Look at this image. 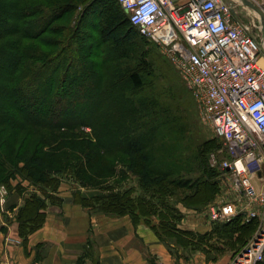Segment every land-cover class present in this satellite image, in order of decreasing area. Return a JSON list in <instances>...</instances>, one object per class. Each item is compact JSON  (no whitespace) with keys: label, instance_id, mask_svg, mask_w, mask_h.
<instances>
[{"label":"rangeland","instance_id":"374dc122","mask_svg":"<svg viewBox=\"0 0 264 264\" xmlns=\"http://www.w3.org/2000/svg\"><path fill=\"white\" fill-rule=\"evenodd\" d=\"M105 1L108 3V0H104L102 5ZM236 1H239V8L243 13V4L240 0ZM254 1L259 4L264 2V0ZM85 3L83 0H18L24 11H36V18L44 14L46 20L41 27L47 25L50 27L49 33L42 35V43L24 42L31 46L29 50L34 51L38 56L37 59L28 62L30 66L37 68L48 56L53 57L62 47H66L67 39L70 37L68 34L74 31L77 21L80 20V28L87 36L82 38L81 43L78 41V44L90 47L80 53L82 57L74 59L78 64L77 69L81 70L83 64L88 66L90 55H97L93 58L92 67L95 78L90 81H93L100 91L107 85L110 86L109 91H112L107 97L105 93L96 94V98L91 100L90 104L82 100L83 107L80 109H78L80 104L76 103L77 101L72 102L71 99H67L62 104L55 102L48 111L47 119L43 118L44 123L49 125L63 119L64 123L74 126L76 132L95 136L98 132L102 133L105 128H109L114 121L122 122L129 128L130 135L144 141L143 145L146 147L151 168L157 172L168 173L171 179L183 184L180 188H170L175 191L173 197L168 195L162 197L170 210L158 205L156 212L152 213L150 207L145 206L146 220L140 219L146 221L149 226L143 222L141 224L148 228L152 226L157 230L162 242L167 244L168 264H239L240 259L243 258V250L252 243L257 233L258 221H246V214L240 211L245 206L246 200L234 190L231 176L220 167L224 161H230L227 146L215 136L212 126L202 120L192 91L162 50L154 42L146 39H138L132 44H124L119 48L111 43H102L95 26L103 22V17L97 18V7L93 6L89 7L82 16L81 8ZM256 16L259 17L258 14ZM81 36H84L82 32L69 42L71 47L68 49L69 52L67 51L68 57H72L77 46L75 41ZM261 36L264 45V34ZM89 37L92 39L88 40ZM68 61L70 60L61 64L64 69ZM63 68L55 75L60 76L59 71L63 72ZM136 70L143 83L140 90L133 89L126 78L128 73ZM29 78L28 76L25 80ZM86 84L85 82L84 85ZM33 85L35 86L36 82ZM57 86V83L53 84L50 95ZM90 88H93L92 84L87 91ZM76 96L81 98L77 90ZM72 119L76 122L70 123ZM107 157L110 164L115 163L116 170L121 167L122 161H125V156L120 151H113ZM22 166L23 164H18L16 169H11V176L4 183H0V211L4 214L10 213L17 225L18 237L19 208L33 194L44 198L45 207L42 211L70 201L86 211H94L93 216L104 215L97 211L99 206L93 208L89 205L94 204L91 197L96 190L82 189L66 174L57 176L55 190L51 187L39 188L22 175ZM8 171L10 170L4 169L0 179ZM125 175L123 181L115 183L118 185L115 186L114 191L128 189L133 191V197L138 195L148 200L151 193L140 190L137 178L131 173L127 172ZM197 185L201 186L200 191L193 195ZM186 195L192 197L186 198ZM157 199L158 196L153 199L156 204H158ZM221 202H235L238 206V212L234 216L239 218L237 224L233 225L237 226L235 232L233 228L213 227L214 223L208 220V208ZM172 209L178 218H172L171 222L165 225L163 217L173 216L174 214L170 215ZM104 216L110 219L106 221L107 225L122 224L125 219L132 223L133 219L129 214ZM262 263L264 264V261ZM157 264L165 263L158 261Z\"/></svg>","mask_w":264,"mask_h":264},{"label":"trees","instance_id":"16d2710c","mask_svg":"<svg viewBox=\"0 0 264 264\" xmlns=\"http://www.w3.org/2000/svg\"><path fill=\"white\" fill-rule=\"evenodd\" d=\"M103 1L83 0L86 3L81 8L83 16L89 7H97V18L102 16L103 22H99L95 28L98 29L102 43H111L119 48L124 44H132L138 39L145 40L132 26L117 0H108V3L105 1L102 5ZM21 7L18 0H0V174L4 169L10 170L0 179V183H4L11 176L10 172L16 169L18 164H23L22 175L39 188L51 187L55 190L57 176L66 174L82 189L96 190L91 197L94 204L89 205L93 208L99 206L97 210L99 213L106 216L129 214L133 218V225L143 222L149 226L146 221H140L141 218L146 220L145 206L150 207L152 213L156 212L158 205L170 210L162 197L167 195L173 197L175 191L170 188H180L183 184L171 179L168 173L157 172L151 168L146 147L143 145L144 141L130 135L129 128L122 122L114 121L109 128H105L102 133L98 132L95 136L76 132L75 127L64 123L63 119L49 125L44 123L48 111L55 102L62 104L67 99H71L72 102L77 101L76 103L80 104L78 106L80 109L83 107L82 100L90 104V101L96 98V94L105 93L107 97L112 91H109L108 85L100 91L98 86L90 81L95 78L92 67L93 58L97 55H90L88 58L90 69H87V64L83 63L81 70L77 69L78 64L74 59L82 57L80 53L90 47L78 44V41L81 43L82 38L87 36L80 28V20L77 21L74 31L68 34L70 37L67 39L66 47H62L53 57L48 56L37 68L30 66L28 62L37 59L38 56L34 51H30L31 46L25 43L28 41L35 44L42 43V35L49 33L50 27L47 24L50 21L47 22V27H41L46 20L44 14L36 18V11H24ZM81 32L84 36L75 41L77 44L75 51L72 57H68V49L71 47L69 42ZM68 59L70 61L64 69L61 64ZM62 68L63 72L59 71L60 76H56V72ZM28 76L30 78L25 80ZM126 78L133 89L140 90L143 87L137 70L128 73ZM34 82H36L35 86ZM54 83L58 86L50 95ZM91 84L93 88L87 91ZM75 89L80 93L81 98L76 96ZM36 114L37 118H35ZM75 122L76 120L73 119L70 121V123ZM113 151H120L125 156V161H122L118 170L115 163L108 162L107 156ZM127 172L137 178L140 190L151 193L148 200L138 195L133 197V191L128 189L114 191L115 186L118 185L115 183L123 181ZM200 187L197 185L193 195L200 191ZM155 196H158V204L153 201ZM43 199L33 194L19 208L18 235L23 244L27 242L28 236L40 229L44 223ZM93 212L88 211L91 215ZM172 214L174 215L163 217L165 225L170 223L172 218H178L174 211L170 213ZM238 219L236 217L226 223H214L213 227L233 228L235 232L237 226L233 225L237 224ZM149 228L162 241L160 233L152 226ZM262 262L258 264H263Z\"/></svg>","mask_w":264,"mask_h":264},{"label":"built area","instance_id":"2783aa9c","mask_svg":"<svg viewBox=\"0 0 264 264\" xmlns=\"http://www.w3.org/2000/svg\"><path fill=\"white\" fill-rule=\"evenodd\" d=\"M233 2V0H231ZM256 5L264 15V2ZM138 34L154 42L192 91L202 120L227 146L220 164L244 200L246 221L257 220L239 264L264 260V25L249 27L239 1L117 0ZM234 3V2H233ZM235 202L208 208L210 223L236 215Z\"/></svg>","mask_w":264,"mask_h":264},{"label":"crops","instance_id":"0c3cea01","mask_svg":"<svg viewBox=\"0 0 264 264\" xmlns=\"http://www.w3.org/2000/svg\"><path fill=\"white\" fill-rule=\"evenodd\" d=\"M249 10L243 5L237 14L249 27H262ZM108 220L65 201L45 211L42 227L23 244L10 213L0 211V264H168L167 244L146 225Z\"/></svg>","mask_w":264,"mask_h":264},{"label":"water","instance_id":"95a60500","mask_svg":"<svg viewBox=\"0 0 264 264\" xmlns=\"http://www.w3.org/2000/svg\"><path fill=\"white\" fill-rule=\"evenodd\" d=\"M228 3H231V0H225ZM240 2L244 5L247 6L250 10L254 11L256 14H258L262 18V23L264 25V15L261 12V10L254 5L253 3L249 2L248 0H240ZM261 51L264 53V45L260 46Z\"/></svg>","mask_w":264,"mask_h":264},{"label":"bare ground","instance_id":"6f19581e","mask_svg":"<svg viewBox=\"0 0 264 264\" xmlns=\"http://www.w3.org/2000/svg\"><path fill=\"white\" fill-rule=\"evenodd\" d=\"M234 2V3H233ZM233 2H231L230 4H231V6H233V4H235V1L233 0ZM250 11V10H249ZM8 190V189H7ZM60 192V191H59ZM236 218V217H235Z\"/></svg>","mask_w":264,"mask_h":264}]
</instances>
